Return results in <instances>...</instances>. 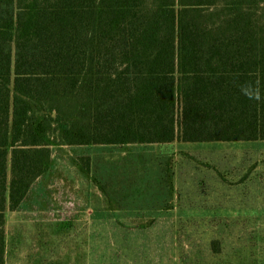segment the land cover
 I'll list each match as a JSON object with an SVG mask.
<instances>
[{"label": "trees", "instance_id": "1", "mask_svg": "<svg viewBox=\"0 0 264 264\" xmlns=\"http://www.w3.org/2000/svg\"><path fill=\"white\" fill-rule=\"evenodd\" d=\"M237 142H264V0H0V264L53 149Z\"/></svg>", "mask_w": 264, "mask_h": 264}, {"label": "rangeland", "instance_id": "2", "mask_svg": "<svg viewBox=\"0 0 264 264\" xmlns=\"http://www.w3.org/2000/svg\"><path fill=\"white\" fill-rule=\"evenodd\" d=\"M70 156L92 158V177ZM53 158L54 168L36 185L48 189L51 211L79 201L82 211L93 206L95 214L82 222L53 226L81 233L66 242L84 251L89 264H191L193 244L185 235L199 242L195 232L214 239L243 233L238 264H264V142L63 147L53 149ZM37 191L32 201L44 200ZM254 196L262 207H249ZM17 224L11 218L9 236ZM38 242L40 249L49 247L45 236ZM12 247L8 264H15ZM228 256L223 264L235 259Z\"/></svg>", "mask_w": 264, "mask_h": 264}, {"label": "crops", "instance_id": "3", "mask_svg": "<svg viewBox=\"0 0 264 264\" xmlns=\"http://www.w3.org/2000/svg\"><path fill=\"white\" fill-rule=\"evenodd\" d=\"M36 184L32 187L28 200L25 201L17 211L8 213L7 215V227L11 218L12 220H16L18 224L13 227L15 232L14 237L9 236L6 230V264H8V256L10 254V247L12 245V253L15 264H89L84 251H75L73 248H71V246H75V244L66 242L67 240H71L75 234L81 235V233L72 231L67 233L64 231H54L53 226L55 224L61 223H80L82 222V217H89L90 215L95 214V212L91 211L90 208L93 206L88 204L89 210L82 211L79 208H81L83 204L79 203V201L77 203V207L76 205H72L70 207L67 206L68 209L66 210L63 209L51 211L50 208H52L54 205L53 201L49 200L48 198V189ZM36 191L44 193V200L32 201L33 193ZM253 198L256 199V201H254V206L249 207H262V205H259L257 198L255 196ZM242 201H244V199H242ZM37 226L41 227V229L36 230ZM207 235L208 240L204 242V238ZM243 235V233H230L227 236L222 235L214 239L209 234L200 235L195 232L196 240L199 239V242L196 241L194 243L190 242V238L192 236L185 235V239L189 240L188 244H193L192 249L194 250L192 253H190V255H188V257L196 259L195 257L200 256V260H206L207 262L211 260V264H223L227 257H229L228 254H231L235 259L232 260L230 264H238L239 242L243 240ZM42 236H45L46 240L49 241L48 248H39L40 243L38 240L42 239ZM229 237H233L234 242H229ZM235 238L237 240H235ZM73 239H75V237ZM180 240H182V236H180ZM215 240L222 242L221 250L216 253H214L211 249V244ZM65 248L70 250H66ZM42 250H47L49 252L44 255V252L41 253ZM201 252H204L203 256L199 254Z\"/></svg>", "mask_w": 264, "mask_h": 264}]
</instances>
